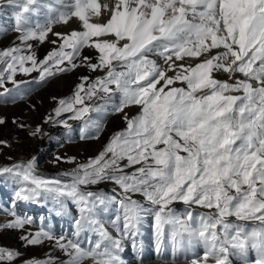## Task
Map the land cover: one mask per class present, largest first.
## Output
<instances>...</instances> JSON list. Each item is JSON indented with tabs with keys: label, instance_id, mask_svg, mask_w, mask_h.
<instances>
[{
	"label": "snow or ice",
	"instance_id": "snow-or-ice-1",
	"mask_svg": "<svg viewBox=\"0 0 264 264\" xmlns=\"http://www.w3.org/2000/svg\"><path fill=\"white\" fill-rule=\"evenodd\" d=\"M6 8L12 9L19 44L0 50V95L15 93L13 102L25 98L29 90L21 85L30 82L15 80L17 69L25 75L38 72L31 81L36 84L80 66L93 72L106 69L95 80L81 77L73 96L58 100L54 117L70 113L67 119L49 115L45 123L71 131L69 120L96 113V118L84 120L81 140L98 139L110 111L124 113L127 127L114 134L97 157L65 173L70 182L37 175L35 157L0 167V177L19 185L9 213L13 219L0 229L23 231L33 225L31 216L17 214L16 201L51 199L61 210L68 202L77 206L72 238L41 226L21 239L26 247L52 242L67 257L60 264H124L125 242L137 246L149 214L158 251L166 227L173 255L177 249L202 246L203 253L193 254L187 264H233V259L264 264V0H74L71 5L64 0H0V10ZM42 10L44 23L33 19ZM102 13L103 22H90ZM73 18L81 22L82 31H53L56 24ZM49 34L61 43L38 59L30 42L43 43ZM50 43L57 45V40ZM85 48L96 51L95 63L82 56ZM215 73H225L228 79H218ZM8 82L14 88H6ZM94 97L103 102L86 104ZM132 106L140 111L129 118L125 109ZM4 123L0 119V125ZM93 128L95 134L87 135ZM29 134L47 135L40 126ZM101 183L115 185L111 194L88 190ZM137 195L144 203L134 198ZM174 202L189 206L183 217L170 207ZM113 205L120 213L112 221L116 235L102 219ZM193 206L209 211L194 215ZM229 217L257 223L245 228ZM83 231L98 235L92 247L81 246ZM253 252L255 259L250 260ZM19 256L0 247V264H13ZM28 264L57 260L49 255Z\"/></svg>",
	"mask_w": 264,
	"mask_h": 264
},
{
	"label": "rangeland",
	"instance_id": "rangeland-1",
	"mask_svg": "<svg viewBox=\"0 0 264 264\" xmlns=\"http://www.w3.org/2000/svg\"><path fill=\"white\" fill-rule=\"evenodd\" d=\"M11 12L12 9L7 8L8 18L2 19L0 17V24L7 22L6 33L0 32V50L19 44L18 33L12 30ZM46 18V12L43 17H33L34 20L39 19L41 23H44ZM57 25L59 24L55 26ZM52 40H57V45L50 43ZM30 43H32L37 58L43 59L54 47H58L61 41L49 34L47 40L43 43L38 41ZM24 54L30 53L26 52ZM97 55L92 48H85L82 52V56L92 57L93 63L96 62ZM30 66V63L25 64V67ZM106 71L105 69L104 71L93 72L88 67L80 66L75 70L59 73L42 84H36L31 83V81L38 77V72L34 71L30 75H25L17 69L14 79L17 81H29L30 83L21 85V88L29 91L24 99L16 98L14 102L12 97L15 93L0 95V119L5 121L4 124L0 125V167L27 162L35 157L37 175L43 178H58L61 181L70 182V176L64 175L65 173H71L77 164L86 163L89 158L97 157L114 134L126 129L127 125L123 118L124 113H112L110 111L109 114L105 115L102 121L104 127L98 139H80L84 120H87L89 116L96 118L97 114L94 112H90L82 120H69L71 131L62 126H53L50 123H45V120L49 115L54 117V110L58 107L59 99H68L73 96L76 86L81 82V77H90L91 80H95L97 77H103ZM5 87L12 89L14 85L8 82ZM3 92L4 89L0 88V93ZM102 102L94 97L91 101H86V104L96 105ZM116 102H119L118 95ZM139 111L137 106L125 109V113L129 118L137 115ZM69 115L71 114L64 113L60 117L54 118L63 120L67 119ZM21 124L25 127L21 128ZM37 126H40L47 135L42 138L31 136L29 133ZM86 134L89 136L94 135L95 129L86 130ZM56 157L64 159L58 161ZM72 157H75L76 163L65 162ZM128 171H133V169ZM18 187L19 185L13 179L0 177V225L7 224L13 219L9 213L12 211L13 196ZM114 187L115 185L112 183H101L96 186H89L88 190L104 191L111 194L110 190ZM134 198L144 203L143 197L137 195ZM177 204L185 207L183 215L189 210V206L182 202H174L170 207L173 208ZM15 210L18 215L31 216L34 223L31 226H26L23 231L0 229V247H6L20 253L19 258L13 264H28V262L33 260H44L49 255L56 258L57 264L67 259L64 253L55 248L50 241H45L38 246L26 247L21 237L25 232H36L43 226L45 229L50 228L58 236L64 235L67 238H72V234L75 231L74 220L79 217V211L75 204L68 202L67 209L61 210L51 199H42L38 203L16 201ZM191 210L195 214L209 211L198 206H193ZM119 214L115 206V212L107 213L104 217L106 225H109L113 230L112 221ZM228 219L233 223L243 224L245 228H252L257 223L239 221L235 217H229ZM165 233L169 237V227L165 228ZM78 239L82 247L89 248L95 244L99 237L94 232L83 231ZM199 248V255H201L203 248L202 246H199ZM250 254L253 256L252 260H254L255 253ZM85 264H88V261H85Z\"/></svg>",
	"mask_w": 264,
	"mask_h": 264
},
{
	"label": "bare ground",
	"instance_id": "bare-ground-1",
	"mask_svg": "<svg viewBox=\"0 0 264 264\" xmlns=\"http://www.w3.org/2000/svg\"><path fill=\"white\" fill-rule=\"evenodd\" d=\"M47 3H54V0H45ZM100 3H112V0H99ZM65 4L71 5L74 3V0H64ZM65 10V9H61ZM46 10H42V13L39 17L45 15ZM7 8L0 10V17L2 19H7L8 17ZM106 19L105 15L102 13L101 17H93L90 22H103ZM7 22L0 24V32L6 33ZM82 31L81 22L73 18L68 24L60 23L59 25L53 28L54 32L59 33H70L71 31ZM202 59V58H201ZM195 64V60H186L185 61ZM179 63V62H178ZM172 73H169L171 75ZM216 78L221 80H227L228 75L225 73H215ZM175 86H182L177 84ZM172 209H175L176 214L180 217H183V212L185 207L180 204L175 205ZM192 211V210H191ZM115 212V205H113L108 212H106L102 219L107 215V213ZM195 215V213H193ZM154 218L152 215H148L145 218L141 228L140 234L136 237V247L132 246L130 241L125 242V250L121 253V258L124 260V264H140V258H143V264H187V261L193 257V254L199 255L200 248L199 246L192 248L191 250L177 249L175 255H173V247L169 237L165 235L163 242L160 245L159 251L157 250V240L155 235V228L153 227ZM105 226L108 230L116 235L115 231L109 226ZM142 245V251H140ZM253 256L250 254L249 259L252 260ZM234 264H239V261L233 259ZM90 264V261H88Z\"/></svg>",
	"mask_w": 264,
	"mask_h": 264
}]
</instances>
